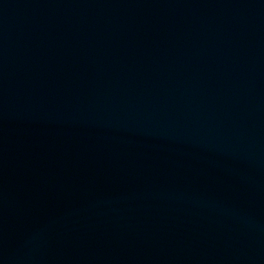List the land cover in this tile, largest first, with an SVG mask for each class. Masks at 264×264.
Here are the masks:
<instances>
[{
  "label": "water",
  "instance_id": "obj_1",
  "mask_svg": "<svg viewBox=\"0 0 264 264\" xmlns=\"http://www.w3.org/2000/svg\"><path fill=\"white\" fill-rule=\"evenodd\" d=\"M0 264H264V0H0Z\"/></svg>",
  "mask_w": 264,
  "mask_h": 264
}]
</instances>
